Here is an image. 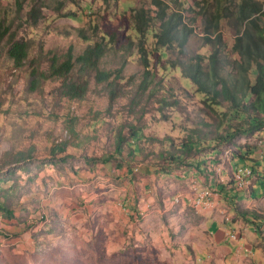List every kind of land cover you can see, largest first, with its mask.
<instances>
[{
    "label": "rangeland",
    "instance_id": "rangeland-1",
    "mask_svg": "<svg viewBox=\"0 0 264 264\" xmlns=\"http://www.w3.org/2000/svg\"><path fill=\"white\" fill-rule=\"evenodd\" d=\"M39 1L25 0L18 6L17 0H0L6 31L0 38V178L6 181L1 183L0 198L6 207L15 204L23 212L38 211L40 239L35 236L36 251L30 260L33 264H220L203 215L189 205L190 197L193 205L202 195L211 202L209 208L218 193L211 187H193L205 184L200 178H214L218 169H229L227 160L237 147L251 152L256 160L246 162L257 171L255 177L260 176L264 133L238 135L234 144L203 147L183 162H169L168 157L162 161L155 155L160 143L153 140L169 136L171 142L181 143L200 134L209 137L217 112L226 106L204 101L183 78L176 64L183 56L172 47H164L157 56L150 83L155 90L139 92L143 67L138 40L130 21L120 16L101 25L114 30V37L103 42L98 66L111 71L112 78L120 69L121 79L98 83L95 71L80 72L75 62L72 76L82 74L78 80H87L88 86L83 99H68L59 91L60 79L39 74L49 71L52 56L62 57L69 49L77 56L100 35L89 16L66 15L72 12L63 0H42L43 8ZM60 2L63 5L56 10ZM34 3L39 18L33 24L28 9ZM228 33L224 30L223 40ZM17 39L29 46L21 67L7 55L10 42ZM201 44L202 38L192 34L185 53L196 54ZM220 47V58L233 60L225 41ZM231 62L219 63L223 74L235 73ZM165 96L168 101L160 106L157 99ZM130 124L140 126L146 138H154L140 142L142 157L130 158L126 150L113 153L117 133L127 136ZM209 152L218 155L208 160ZM201 160L205 165L197 168ZM22 196L28 199L21 201ZM237 205L246 208L243 199ZM221 220L245 221L232 212ZM244 233L252 235V227ZM12 261L26 264L16 255Z\"/></svg>",
    "mask_w": 264,
    "mask_h": 264
},
{
    "label": "trees",
    "instance_id": "trees-1",
    "mask_svg": "<svg viewBox=\"0 0 264 264\" xmlns=\"http://www.w3.org/2000/svg\"><path fill=\"white\" fill-rule=\"evenodd\" d=\"M70 5L75 18L85 19L86 16L95 33H99L100 40L93 41L83 52L74 56L69 49L62 57L52 56L48 72H40L39 75L47 78L60 79L59 91L72 100L83 99L88 82L78 80L81 75L72 76L75 62L80 64V72L93 70L94 78L98 83H109L121 79L120 69L116 70L112 78L111 71L100 69L98 64L104 54L103 42L114 37V30H106L101 25L111 21L115 16L124 18L131 23V33L137 38V54L143 67L142 78L138 84L139 92L147 91L152 94L155 88L151 87L153 82L154 69L157 71L158 55H162L165 47L175 48L180 52L177 66L181 68L183 78L194 86L196 92L200 93L205 102L216 106H226L217 112V120L214 125V132L211 136L206 134L197 135L195 139L189 138L181 143L171 142V137L163 136L156 138L154 142L160 143L161 149L155 153L162 161L169 158V162H183L184 157L202 150L212 148L214 145L229 142L234 144L238 135H250L254 132L264 133V0H63ZM120 1L124 7H120ZM25 0H17L18 6H22ZM44 7L43 1L37 4ZM62 2L56 8L60 9ZM140 3V4H139ZM36 3L28 9L32 23H37L39 10ZM196 4L195 13L192 12ZM109 9L114 13H109ZM89 11V15L87 13ZM187 13V14H186ZM41 14V12H40ZM115 14V15H114ZM41 17V16H40ZM225 24L226 28H222ZM0 19V38L5 34ZM78 30L81 28H77ZM224 30L228 31L227 39L223 40ZM80 31V30H79ZM192 34L202 38L201 48L196 54L187 55L186 45ZM213 36V37H212ZM87 39V36H82ZM133 41V40H131ZM225 41L228 45L227 54L232 55L233 60L220 58V43ZM209 46L207 50H203ZM28 43L23 39L12 40L7 49V55L12 59L15 67H21L28 55ZM157 51H161L158 52ZM156 57V59H154ZM154 61V62H153ZM223 61L235 68V73L221 72ZM153 62V63H152ZM36 73V72H34ZM35 82V78L32 80ZM113 95L111 96L112 99ZM168 98L157 99L160 106L166 104ZM204 124H211L204 122ZM142 128L135 124L128 127V135L118 132L114 144L113 153L122 154L134 158L143 156L140 142L152 140L146 138L141 132ZM208 141H207V140ZM262 140V139H260ZM264 140V139H263ZM212 142V144H210ZM214 144V145H213ZM238 148V149H237ZM231 151L230 157L240 163L255 161L256 159L248 150ZM207 156L208 160L217 157L218 153ZM146 155V154H145ZM144 155V156H145ZM261 159L264 160V149L261 151ZM242 160V161H240ZM104 161H107L104 160ZM216 162V161H215ZM205 161L201 160L195 165L201 168ZM252 167V166H251ZM237 166L233 169L232 178L236 187L240 186L236 178ZM253 169V167H252ZM245 178L248 183L250 177ZM248 185V184H247ZM241 212H245L242 210Z\"/></svg>",
    "mask_w": 264,
    "mask_h": 264
},
{
    "label": "crops",
    "instance_id": "crops-1",
    "mask_svg": "<svg viewBox=\"0 0 264 264\" xmlns=\"http://www.w3.org/2000/svg\"><path fill=\"white\" fill-rule=\"evenodd\" d=\"M258 159L262 174L255 177L257 171L253 169L254 175L244 185L245 188H237L232 178V170L244 165L231 157L227 160V155L229 169H218L214 178L199 176L205 184L193 187H211L219 191L209 208L195 206L204 209L197 210L192 204L189 205L199 215H203L204 225L212 236V249L217 254L216 257L220 255V264H264V160L260 158V154ZM247 162L245 164L251 167ZM236 178L238 179L237 175ZM2 181L5 180L0 178V186ZM27 199L26 196L21 197V201ZM240 199L245 201L246 208L237 205ZM22 209L15 204L11 208L6 207L0 198V264H15L12 261L13 255L23 258L26 264H33L30 259L36 251L34 240L35 236L40 239L37 233L42 222L38 220V211L33 212L30 209L23 212ZM242 210L245 212H241ZM231 212L234 216L243 217L245 221L223 222L221 219ZM37 215V219L34 218ZM250 226L253 234L246 235L244 232Z\"/></svg>",
    "mask_w": 264,
    "mask_h": 264
},
{
    "label": "bare ground",
    "instance_id": "bare-ground-1",
    "mask_svg": "<svg viewBox=\"0 0 264 264\" xmlns=\"http://www.w3.org/2000/svg\"><path fill=\"white\" fill-rule=\"evenodd\" d=\"M236 175L238 176V179L237 180L239 182L238 183L239 185L246 184V181L247 180L245 178H243V181H242V173L240 172V168L236 171ZM246 178H248V177H246ZM241 181H242V184H241ZM196 200H197V202H195V204H197V206L200 207V208H208V205L207 204H211L209 201L207 202L206 200H204V197L203 196H198L196 198ZM201 210H204V209H201Z\"/></svg>",
    "mask_w": 264,
    "mask_h": 264
},
{
    "label": "built area",
    "instance_id": "built-area-1",
    "mask_svg": "<svg viewBox=\"0 0 264 264\" xmlns=\"http://www.w3.org/2000/svg\"><path fill=\"white\" fill-rule=\"evenodd\" d=\"M264 149V140L261 142V147H260V150H263ZM240 172L242 173V181H243V178H246V177H249L253 171L252 167H250L249 165H244V166H240ZM242 181H241V184H242ZM214 193H219L218 190H213ZM190 203H192V197H190V200H189ZM193 205H197V204H193Z\"/></svg>",
    "mask_w": 264,
    "mask_h": 264
}]
</instances>
